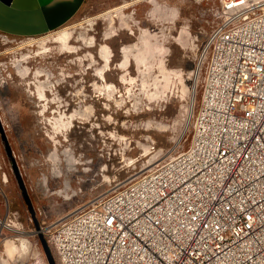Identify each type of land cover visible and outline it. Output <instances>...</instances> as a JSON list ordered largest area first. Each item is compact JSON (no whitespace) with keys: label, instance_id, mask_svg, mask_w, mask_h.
Returning <instances> with one entry per match:
<instances>
[{"label":"rangeland","instance_id":"1","mask_svg":"<svg viewBox=\"0 0 264 264\" xmlns=\"http://www.w3.org/2000/svg\"><path fill=\"white\" fill-rule=\"evenodd\" d=\"M125 1L84 0L66 23L38 35L0 30V122L38 221L190 145L204 75L195 70L219 0H139L98 17ZM65 27L73 50L57 40ZM125 46L136 50L126 57ZM1 220L22 232L0 223V264H48L0 131Z\"/></svg>","mask_w":264,"mask_h":264},{"label":"built area","instance_id":"2","mask_svg":"<svg viewBox=\"0 0 264 264\" xmlns=\"http://www.w3.org/2000/svg\"><path fill=\"white\" fill-rule=\"evenodd\" d=\"M214 14L190 145L43 216L57 264H264V0Z\"/></svg>","mask_w":264,"mask_h":264},{"label":"water","instance_id":"3","mask_svg":"<svg viewBox=\"0 0 264 264\" xmlns=\"http://www.w3.org/2000/svg\"><path fill=\"white\" fill-rule=\"evenodd\" d=\"M84 0H0V30L16 35H38L54 30L70 18L82 6ZM2 139L8 156L12 159V166L24 199L32 214L36 231L47 258L48 264H57L53 251L40 231V224L36 217L31 197L20 167L13 155L12 148L0 122Z\"/></svg>","mask_w":264,"mask_h":264},{"label":"bare ground","instance_id":"4","mask_svg":"<svg viewBox=\"0 0 264 264\" xmlns=\"http://www.w3.org/2000/svg\"><path fill=\"white\" fill-rule=\"evenodd\" d=\"M137 1H139V0H131V1H125L123 4H121L120 6H117L116 8H114V10H108V11H105V12H103V14H101V15H99L98 17H100V16H110V14L113 12V11H120V10H122V9H124V8H126V7H128L129 5H131V4H133L134 2H137ZM122 16V15H121ZM122 18H124V17H122ZM123 22H125L126 20L125 19H123L122 20ZM86 22H89V20L87 19V21ZM92 22V21H91ZM126 24V23H125ZM73 27V26H72ZM72 31V30H71ZM71 31H69V27H65V28H61L60 30H58V31H56V33L55 34H57L56 35V37H57V40L61 43V45H62V47L65 49H72V48H75L74 46H72V45H70V43H69V38L71 37ZM109 34V33H108ZM50 36V35H49ZM45 37H47V35L46 36H44V37H42V38H39V41L40 40H44V38ZM54 38V37H53ZM145 38H147V37H144V38H142V43H141V46H139V48L137 49V53L136 54H134L135 55V57H137V58H139V61L141 60V61H143L144 60V57H143V53H144V47L146 46V43H145ZM92 39V38H91ZM37 40V39H36ZM35 40V41H36ZM86 41H87V39H86ZM88 41H90V38H89V40ZM29 42V41H28ZM31 42H33V41H31ZM30 42V43H31ZM147 43H149V42H147ZM73 50V49H72ZM123 50H124V52H125V56L126 57H128V54H129V52H132V51H134V50H136L135 48H134V46H132V47H128V46H125V47H123ZM111 52H110V49L108 48V47H102L101 48V55H102V57L106 60V62L108 63L109 62V59H110V54ZM92 57V56H91ZM140 61V62H141ZM109 64V63H108ZM100 68H103V67H100ZM100 71H101V69H100ZM99 71V72H100ZM102 76V75H101ZM195 86V85H194ZM39 92H40V95L41 96H44V93H45V85H43V86H40L39 87ZM193 105V104H192ZM74 117H75V114H72V115H70V117H69V123H71V121L74 119ZM69 125V124H68ZM0 223L3 225V226H6V227H9V228H11V229H13V230H15V231H20V232H22V230H20V229H18V228H15V227H13V225L12 224H10V223H6V222H4V221H0ZM8 245V247L10 248V251L12 252H15L16 251V246L14 245V244H10V243H7ZM13 245V246H12ZM20 264H26V263H24L23 261H22V259L20 260Z\"/></svg>","mask_w":264,"mask_h":264}]
</instances>
